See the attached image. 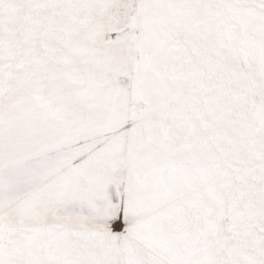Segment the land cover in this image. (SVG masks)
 <instances>
[{"label":"snow or ice","instance_id":"obj_1","mask_svg":"<svg viewBox=\"0 0 264 264\" xmlns=\"http://www.w3.org/2000/svg\"><path fill=\"white\" fill-rule=\"evenodd\" d=\"M0 264H264V0H0Z\"/></svg>","mask_w":264,"mask_h":264}]
</instances>
